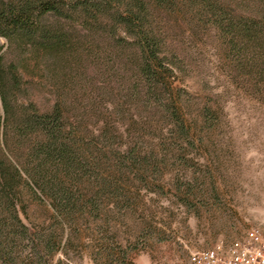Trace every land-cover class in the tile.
I'll return each instance as SVG.
<instances>
[{
  "label": "rangeland",
  "instance_id": "374dc122",
  "mask_svg": "<svg viewBox=\"0 0 264 264\" xmlns=\"http://www.w3.org/2000/svg\"><path fill=\"white\" fill-rule=\"evenodd\" d=\"M36 1L0 0V13ZM224 1L239 37L196 0L163 15L173 77L151 99L128 48L120 57L114 42L99 44L90 58L80 26L62 17L0 35L1 147L5 103L18 116L51 113L60 101L75 137L69 199L22 185L29 232L0 246V264H188L252 228L264 235V0ZM54 30L72 37L75 60L40 46ZM107 94L128 102L125 115L108 119L134 141L96 138L103 122L85 110Z\"/></svg>",
  "mask_w": 264,
  "mask_h": 264
},
{
  "label": "trees",
  "instance_id": "16d2710c",
  "mask_svg": "<svg viewBox=\"0 0 264 264\" xmlns=\"http://www.w3.org/2000/svg\"><path fill=\"white\" fill-rule=\"evenodd\" d=\"M196 1L214 14L216 24L224 31L232 29L237 32V23L225 17L224 0ZM186 2L187 0H37L36 4L27 2L19 11L9 6L6 18L0 13V35L11 39L31 26L36 29V23L32 19L50 15L62 17L70 25L80 26L85 34L83 50L90 58L104 50L99 48V44L114 42V48L118 51L117 54L120 51V57L128 48L139 74L138 83H141L142 91L146 90L151 99L157 97L161 90H167L171 86L167 79L173 77L171 67L174 62L167 57L165 51L167 41L162 24L163 15L174 14L177 10L184 12ZM194 2L195 0H190L191 4L199 5ZM34 13L37 15L32 17ZM3 24L5 28H2ZM251 25L255 27V24ZM249 29L251 36L254 29ZM49 35V42L40 44L41 47L48 48L55 54L59 53L58 55L64 52L75 60L77 51L67 32L54 30ZM234 36L239 37V33ZM96 44L98 49L94 50ZM81 56L83 55L80 54V59ZM134 90L137 91V96L142 93L135 87ZM136 98L132 97L133 100ZM91 99V108L85 111L88 115H96V121L103 122L96 138L107 143L118 138L126 139L129 143L135 140L130 129L123 133L110 126L109 119L115 113L118 117L126 114L125 105L128 102L114 103L110 94ZM5 114L2 140L5 149L0 142V246L8 239L28 235L29 229L24 222L26 212L20 202L22 185L34 191L39 190L49 199H56L59 194L64 195L65 200L69 199L64 189L65 175L70 169L73 156L71 144L75 142L73 128H68L60 101L55 104L51 113L39 114L36 110L26 109L18 116L12 115L5 103ZM13 119L15 122H11ZM118 119L125 124L121 122L122 117Z\"/></svg>",
  "mask_w": 264,
  "mask_h": 264
},
{
  "label": "built area",
  "instance_id": "2783aa9c",
  "mask_svg": "<svg viewBox=\"0 0 264 264\" xmlns=\"http://www.w3.org/2000/svg\"><path fill=\"white\" fill-rule=\"evenodd\" d=\"M188 264H264V235L252 228L229 244L192 253Z\"/></svg>",
  "mask_w": 264,
  "mask_h": 264
}]
</instances>
